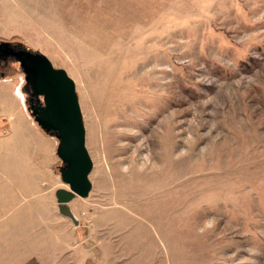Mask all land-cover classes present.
Masks as SVG:
<instances>
[{
	"label": "rangeland",
	"instance_id": "rangeland-1",
	"mask_svg": "<svg viewBox=\"0 0 264 264\" xmlns=\"http://www.w3.org/2000/svg\"><path fill=\"white\" fill-rule=\"evenodd\" d=\"M0 41L75 80L93 189L0 64V264H264V0H0Z\"/></svg>",
	"mask_w": 264,
	"mask_h": 264
},
{
	"label": "water",
	"instance_id": "water-1",
	"mask_svg": "<svg viewBox=\"0 0 264 264\" xmlns=\"http://www.w3.org/2000/svg\"><path fill=\"white\" fill-rule=\"evenodd\" d=\"M9 45L8 41L1 42L4 48ZM14 54L32 88L31 101L36 95L42 104L36 108L32 102L30 106L35 121L59 140L60 174L67 187L56 190L58 211L79 226L80 218L71 203L78 197H89L93 189L91 173L94 162L87 147V130L76 82L65 69L55 67L42 52L21 45L20 51Z\"/></svg>",
	"mask_w": 264,
	"mask_h": 264
},
{
	"label": "flooded vegetation",
	"instance_id": "flooded-vegetation-1",
	"mask_svg": "<svg viewBox=\"0 0 264 264\" xmlns=\"http://www.w3.org/2000/svg\"><path fill=\"white\" fill-rule=\"evenodd\" d=\"M1 42L2 41H0V64H2L3 61L6 62V61H8L10 59H16L18 61L17 56L14 54V52H19L20 51L21 44H13V43L10 42L9 47H5L4 48L3 46H1ZM27 87L29 89V104H30V106H31V104L33 102L35 107L39 108L42 105L41 102L38 100L36 95H34L32 97L33 101H31V95L30 94L32 92V88H31V86H29V84L27 85ZM41 99H42V97H41Z\"/></svg>",
	"mask_w": 264,
	"mask_h": 264
},
{
	"label": "crops",
	"instance_id": "crops-1",
	"mask_svg": "<svg viewBox=\"0 0 264 264\" xmlns=\"http://www.w3.org/2000/svg\"><path fill=\"white\" fill-rule=\"evenodd\" d=\"M57 147H58V143H57ZM56 153H57V152H56ZM60 215H61V214H60ZM61 217L66 218V217H64V216H62V215H61ZM66 219L70 220L69 218H66ZM70 221H71V220H70Z\"/></svg>",
	"mask_w": 264,
	"mask_h": 264
},
{
	"label": "bare ground",
	"instance_id": "bare-ground-1",
	"mask_svg": "<svg viewBox=\"0 0 264 264\" xmlns=\"http://www.w3.org/2000/svg\"><path fill=\"white\" fill-rule=\"evenodd\" d=\"M80 223H81V220H80Z\"/></svg>",
	"mask_w": 264,
	"mask_h": 264
}]
</instances>
